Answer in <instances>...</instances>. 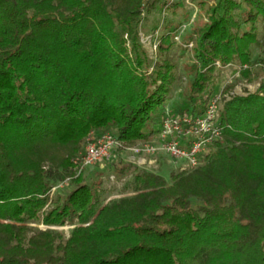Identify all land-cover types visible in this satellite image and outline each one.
Wrapping results in <instances>:
<instances>
[{
  "label": "trees",
  "instance_id": "trees-1",
  "mask_svg": "<svg viewBox=\"0 0 264 264\" xmlns=\"http://www.w3.org/2000/svg\"><path fill=\"white\" fill-rule=\"evenodd\" d=\"M153 2L0 0V264H264V81L228 96L225 144L192 172H172L173 185L116 163L131 195L105 203L102 178L75 176L72 158L89 134L145 142L167 109L204 114L223 68L243 63L252 81L264 61V0H215L181 42L191 16L167 18L183 3L163 0L156 57L141 41ZM175 46L190 55L182 101L170 109ZM31 222L79 226L67 236Z\"/></svg>",
  "mask_w": 264,
  "mask_h": 264
},
{
  "label": "rangeland",
  "instance_id": "rangeland-1",
  "mask_svg": "<svg viewBox=\"0 0 264 264\" xmlns=\"http://www.w3.org/2000/svg\"><path fill=\"white\" fill-rule=\"evenodd\" d=\"M183 6L177 8V13H172L170 11H166L167 13H162L160 11L163 0H154L153 3L155 5L151 8L149 12L144 16L142 23V33H141V41L144 43L145 48H147L151 54V56L156 57L155 45L154 42L157 33L160 30V21L163 17V14L170 19H174L177 22H181L187 16H191L190 23L187 24L188 32L191 31L194 25H199L205 23L208 19L205 8L209 5H212L215 0H181ZM205 1V5L202 6L201 2ZM186 20V19H185ZM158 24V25H157ZM157 25V27H156ZM190 51L182 49L181 47L175 46L170 53L168 54L169 58L175 60L178 64V72L179 78L175 84L174 92L168 102V107H172L173 103H181L182 101V91L187 85V76L185 73V63L189 60ZM260 55V49L257 46L253 47L252 55L250 56V61L255 60ZM257 60V59H256ZM243 67V63L236 65H228L222 70V79L219 83L218 93L225 92V98L223 102H226L228 96L234 93H245V91H254L256 90L262 81H264V61L260 62L256 67H254L253 80L249 81L246 78H243L241 75V69ZM223 105L220 107L222 112ZM88 135L86 139L82 142L81 150L79 151L77 157L72 158L73 168L75 169L76 177L83 176L87 181L95 180L96 178H102L104 180V186L108 189L107 191V199L106 202L111 199L119 198L125 195H131V193H121V188L123 184V180L119 179L115 172H113L112 168H114L113 164L116 163H129L133 165H138L140 167H146L147 169L156 170L157 173L161 174L165 178H167L169 185H173L175 182L171 179L172 170L176 167H182L187 164V160L178 159L174 161L170 156H168L163 151H158L155 154L146 155H134L129 148V146H125L121 144V146H113L110 149V154L108 157L98 161L95 165L85 167L82 163V158L85 152V147L89 140L92 139V136ZM157 136L146 140L145 142L149 143H157ZM157 141V142H156ZM143 142H138L137 144H141ZM141 158V159H140ZM140 160V161H139ZM139 161V162H138ZM112 167V168H111ZM181 168L176 169L173 172H180ZM102 174V175H100ZM177 182V181H176ZM70 187V181H66L64 183L63 189ZM94 221V220H93ZM92 221V222H93ZM6 222V221H4ZM90 222V223H92ZM7 223V222H6ZM89 223V224H90ZM26 225L37 227L42 230L54 229L63 231L67 236L70 235L71 231H73L76 227L79 226L76 224H66L63 226H48L42 223H27Z\"/></svg>",
  "mask_w": 264,
  "mask_h": 264
},
{
  "label": "built area",
  "instance_id": "built-area-1",
  "mask_svg": "<svg viewBox=\"0 0 264 264\" xmlns=\"http://www.w3.org/2000/svg\"><path fill=\"white\" fill-rule=\"evenodd\" d=\"M186 29L187 24L180 27L179 33L175 37L178 42H181V36ZM185 46L192 48L193 42L187 43ZM225 95V92H223L212 98L205 113L199 116L190 114L175 115L167 109L161 130L157 135L158 142L156 141V144L143 142L129 146L128 149L134 155H151L163 151L174 161L178 159L187 160V164L182 166L181 170L188 171V173L192 172L204 163L205 155L209 152L211 146L225 144L226 142L225 134L229 133V124L227 122L222 123V112L220 110L222 104H225L223 102L226 99ZM121 144L110 133L92 137L85 147L82 158L83 165L85 167L95 165L98 161L109 156L110 149L113 146H121ZM152 171L157 172L156 170ZM60 186H62V183L57 187Z\"/></svg>",
  "mask_w": 264,
  "mask_h": 264
},
{
  "label": "crops",
  "instance_id": "crops-1",
  "mask_svg": "<svg viewBox=\"0 0 264 264\" xmlns=\"http://www.w3.org/2000/svg\"><path fill=\"white\" fill-rule=\"evenodd\" d=\"M178 168H181V167H176V168H174V169L172 170V172L175 171V170L178 169ZM166 179H167V178H166Z\"/></svg>",
  "mask_w": 264,
  "mask_h": 264
}]
</instances>
